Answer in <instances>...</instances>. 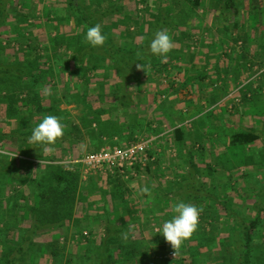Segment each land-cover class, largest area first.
<instances>
[{"label": "rangeland", "instance_id": "rangeland-1", "mask_svg": "<svg viewBox=\"0 0 264 264\" xmlns=\"http://www.w3.org/2000/svg\"><path fill=\"white\" fill-rule=\"evenodd\" d=\"M45 1L53 4L49 7L51 12L46 14L43 12ZM91 1L92 7L85 8L88 19L95 24L101 23V25H104V19L114 15V7L115 9L118 7L125 8L126 3L127 6L128 4L131 5L124 12L132 18L126 19L127 14H121L120 16L125 18H123V23L119 21V24L117 22L119 18L114 19L115 24H118L116 26L118 29H112L111 36L117 45L128 46L127 50H130L131 55L138 62L139 60L142 61L139 63L142 68L137 67L138 63L135 65L133 62H129L130 67H126V69L129 68L128 72L120 77L119 65L113 59V63L108 64L111 58H109L110 54L106 50L93 46L91 51H93L94 56L91 55L90 51L87 52L89 54L84 52L81 55L83 64L81 62L77 66L76 60L79 59L80 55L79 51L73 49L74 47L77 48L78 43L72 41V39L67 40V44H57L56 42V38L60 36V33L66 34L68 30V34H73L74 31H79V29H74L72 24L68 25L73 20L69 14L67 15L66 9L60 1H9L12 2L8 12L7 22H9V25L0 27V64L12 66L11 76H16L20 72L16 69L19 67L18 64L27 59L35 60L33 62L35 63L34 68L31 70L34 74H39L35 75L36 77L40 76L41 70H47L45 77L38 79V84L42 86L38 88L42 97V104L45 106L51 104L58 110L65 111L62 114L63 121L61 122L65 123L67 132L75 128L71 124L72 121L76 123L77 134L76 128L74 133H68L67 139L73 141L81 139L80 141L87 140L91 143H85V146H88L85 147V150L81 147L82 143L80 141L74 143L76 144L74 147L68 141L60 145L56 144L58 143L56 141L54 145L49 146L54 148L55 152L47 154L43 150L44 145H32L28 141L22 142L14 135V132L19 129L24 130L23 132L29 131L31 127H35L40 123L34 113L29 118L28 109H26L24 115L15 119L12 118L7 122L9 118L6 115V108L3 103L0 104V126H8V129L4 131L10 132L8 136L0 141V148L17 153L16 158L21 157L33 162L31 165L29 163L15 164L14 161H9L11 159L9 156L3 157L0 155V160L4 161L0 162V168L2 164H6L5 166L12 170V173L20 181L15 183L11 189L16 187L24 191V194L28 197H25V201L33 204L35 202L33 188L36 185L35 183H28L31 182L33 174L43 177V181H45L47 179L45 175L47 164L69 163V160L74 159L75 155L88 153L87 151L91 148L89 146L97 142L94 141L92 136L100 132L101 128H104L102 133H108L111 136L106 134L107 144L101 146L100 149L114 145H125L132 141L135 135L142 132L156 135L154 127L148 125L149 123H143L142 118L144 114H147L148 119L150 118L148 121L152 119L155 121L156 116L160 115L163 117L162 119L165 118L166 120L167 131L171 128L174 131L181 126L185 128L184 138L180 142L176 139L175 134L167 136L165 143L173 145V152L170 153L171 157L168 160L178 161V150L180 153L185 152L184 158L189 164L190 172L192 170L193 172H199L201 175V177H198L199 186L205 193L198 196L183 195V199L177 198V203L182 201L203 208L198 229L190 239L183 243L175 257L168 256V250L172 247L164 236L161 242L164 243V246L156 247L157 249H151V245L159 243L158 241L152 243L147 240L151 249L150 262H147V264H158L165 260H176L181 257L189 259L188 261H192L193 264H241V255L244 251V241L241 238L242 229L238 221L229 215L230 209L236 211V214L247 222L258 219L256 228L253 230V264H264V211H262L264 208V25L260 26L259 22H256V20L260 21L258 18L264 21V8L261 7L264 3L263 0H234L233 8L230 9L226 8L227 0H200L197 7H193L189 0H164L163 4H170V2L175 4V9L171 12L166 11V5L159 6L158 0ZM207 3L215 7L214 13L208 16ZM33 7L35 8L34 11L32 10ZM160 9L163 14L162 17H159ZM181 9L182 11L188 9L190 12H188L186 18L180 19V22L176 23L177 17L183 16L184 11L181 12ZM20 10L21 13L27 14L25 19H23L22 14H19ZM103 13L105 14L102 15ZM116 17L118 16L114 15V18ZM111 24L108 23V26H111ZM105 25L107 26V24ZM161 27L168 30L175 43V47L167 54V60L164 62H162L160 56L153 55L150 51V43L154 38V34ZM120 33H123V35ZM68 44L69 46H67ZM181 53L184 56L186 55L184 60L177 57ZM194 59H196L195 62ZM180 62L193 67L197 63L199 65H205L206 63L221 69H229L226 77L232 78V82L229 84L230 89H233L227 91H234V94L238 95L240 99L239 101L234 100V95L230 93L233 98L229 104L224 105L226 120H220L223 113L218 116L208 112L202 113L210 108L213 103L208 102L207 96L196 99L194 105L192 103L188 104L189 100L195 99L199 95L196 82L200 83L203 78L208 79V83L212 79H216L207 73L196 72V67L193 68L195 76L189 75L191 78L187 77L185 81L184 79L179 80L184 83L177 94L182 95L180 99L184 103L180 104L182 106H177L174 111H170L169 116L166 115L169 90H166V93L163 91L160 85L161 83L164 85L165 82L161 79L169 80L171 75L167 71L170 70V67H177ZM42 63H45V65ZM94 65H97V67L89 69ZM32 71L22 76L24 79L22 81L23 85H30L32 82L30 76ZM218 75H222V73ZM108 81L121 82L128 87L127 90L124 89L125 93L122 100L132 101L130 103L133 105L132 114L129 116L125 117L126 114L124 116L122 109L124 107L121 106V98L118 96L113 100L115 106L110 104L111 107L108 113L103 111L100 115H96V102H99V105L102 102L96 98L97 93L92 95L90 86L94 83ZM239 85L241 88H237ZM44 86L51 87V95H47L43 91ZM93 91L96 92V90ZM204 91L208 93L211 88ZM89 92L92 96H88ZM163 93L166 94V98L162 97ZM170 93L174 94V92ZM26 96V92H22L18 98L22 100ZM148 98L152 100L147 101ZM103 100H106V96ZM109 100H111V96ZM18 102L20 103V101ZM143 102L152 103L148 106L149 112L146 111L147 107ZM184 108H187L186 112L183 111ZM48 115L50 114L48 113ZM51 115L54 114L51 113ZM104 115H107V121H105ZM239 117L241 118L239 119ZM116 118L117 120H114ZM215 120L221 125V130H218V127L216 128ZM124 121L127 122L126 129L129 136L114 141L117 132L122 135V130L119 131L118 129L123 127ZM138 124L140 125L138 126ZM135 128H137V131L133 134L134 138H132V130ZM237 130H253L259 134V139L245 146H232L230 145L231 136ZM84 134L88 135L89 138L85 139ZM159 141L158 144L160 145L161 142ZM63 150L68 151V154L64 155L65 159L56 162L51 160V157L56 156L60 159ZM246 156H249L248 160H251V162L246 163L244 161ZM180 157L182 158L181 155ZM197 161H203L206 166L197 168ZM35 170L39 173L34 172ZM161 173L162 169L159 170V174L154 180H165L163 175L166 177V173H163V175ZM143 178H138V180ZM120 179L122 182L113 174L106 175L96 171H85L82 168V183L79 188L81 198L75 206V212L77 210L79 213H74V219L65 222L62 227L36 224L33 221L32 214L27 211L26 207H19L20 209L16 211L15 216H6L5 220L12 222V225L18 224L24 230L33 231L30 235L31 239L27 242L30 245L26 247V250H29L30 246L31 248L36 247L38 250L40 246H43L47 250L46 252H39L34 263H30L28 255L22 254L20 257H16L15 260L20 261V264H22L21 260L23 258H28L25 264H67V260L70 263L69 259L74 257V260L79 259L83 263L84 255L79 251V246L87 239L104 238L105 233L114 231V220L112 218L114 213L118 214L119 208L124 212V216L129 215L130 217L134 214L133 218L137 219H129L126 222L125 218L123 219L125 225L119 226L121 231L114 232L110 243L111 248H114V242L121 243L124 240L120 234L127 232V225L134 221H143L140 226L145 229L148 228L146 224L151 221L158 222L159 219L167 220L168 218L170 220L173 218L174 212L172 215L165 217L164 215L168 212L166 213L163 210V205L157 206V199L148 201L149 198L146 199L139 191L141 187L135 188L136 185L134 187L130 185L132 182L137 181L136 179L130 181ZM23 180L27 181L23 182ZM123 190L125 191L123 192ZM11 192L10 190L9 193ZM150 206L154 210L153 208L149 210L148 207ZM82 210H85L84 213ZM148 214L151 216L148 217ZM88 215L94 218L95 223L92 225L93 221L89 219V223H91L89 227L80 226L77 228L76 224H79L76 223V219ZM130 220L133 222L129 223ZM98 221H101V223ZM106 221L109 222L111 228L105 229V231L103 228H106ZM97 222L102 225L101 229L98 227ZM3 225L4 221L0 222V228ZM160 227V225L154 227L158 228V230L154 229V232L163 235L159 232ZM150 236L151 234L148 235V237ZM131 239L138 240L139 238L132 237ZM17 243L14 242L12 245ZM2 248L0 246V259H3L4 256L1 252ZM196 250L201 253V255L197 253L200 255L198 258L196 257ZM135 263L137 262L132 259L128 262V264Z\"/></svg>", "mask_w": 264, "mask_h": 264}, {"label": "trees", "instance_id": "trees-1", "mask_svg": "<svg viewBox=\"0 0 264 264\" xmlns=\"http://www.w3.org/2000/svg\"><path fill=\"white\" fill-rule=\"evenodd\" d=\"M10 0H0V27L9 25L8 20V12L10 11V8L12 6V2H9ZM164 0H158V4L160 5H166V11L171 12L175 8V4H163ZM191 1V4L193 7H197L200 4V0H189ZM91 0H61L62 6L66 9L67 15L72 18L73 22L70 21L69 25L72 24L74 29H79V31H74L73 35L68 33H60V36H58L56 39L57 44H65L69 41V39H72V41L78 43L77 48L74 47L73 50L79 51V59L81 60V55L84 53L83 47L86 44V33L87 29L91 26H94L95 23L93 21H90L88 19L87 9L91 8ZM174 3V2H173ZM234 0H227L226 2V8H233ZM43 12L50 13L51 10L48 5L43 6ZM164 7V6H163ZM37 9V8H36ZM126 8L124 7H118L115 9L114 7V15L118 16V24L121 22L123 23V18L126 17L132 18L130 15H128L126 12H124ZM32 10L34 11L35 8L33 7ZM192 10V9H191ZM184 11V12H183ZM181 9V12H183V16H179L176 19V23L180 22V19L186 18L188 15V9L183 10ZM43 13V14H44ZM118 13V14H117ZM159 17H162V11L159 10ZM19 14H22L23 19L27 17L26 13H21V10L19 11ZM103 13L102 15H104ZM121 14H127L125 17H121ZM181 17V18H180ZM59 21V20H58ZM120 21V22H119ZM147 21V19H146ZM115 22L111 26L102 25V32L106 36V42L105 47L106 50L110 52L111 58L119 65L120 74L119 76L122 77L123 74H126L128 72V69L126 67L129 66V62H133L135 65L137 63H141L142 61L136 60L134 56H132L131 52H129L128 46L125 45H117L114 43V40L112 38V29L117 28L118 24H115ZM181 24V23H180ZM17 25V24H15ZM121 25V24H120ZM159 28L158 30H161ZM2 30V28H1ZM8 30V29H7ZM157 30V31H158ZM156 31V32H157ZM76 34V36H74ZM155 35V34H154ZM77 39H80L77 40ZM84 39V40H83ZM68 40V41H67ZM67 44V43H66ZM69 46V44L67 45ZM130 49V48H129ZM182 54V53H181ZM179 54L177 55V57ZM186 56V55H185ZM184 54L181 55L182 59H185ZM25 57V55H24ZM85 57V56H84ZM192 58V57H191ZM189 58V59H191ZM26 59V58H25ZM36 59V58H35ZM76 60V65L78 66L81 62L83 64V58L81 61ZM26 61V62H25ZM35 60H24V62H20L16 69L20 71L16 76L10 75L12 66L6 64H0V104L3 103L4 107L6 108L7 117L9 118L7 122H9L12 118H18V116L24 115V112L26 109H28V117H32L33 113L36 117V119H39V122L42 121V118L45 115H48V113L51 115L53 113L55 116L60 117L61 121H63L62 114H64V110H58V108L52 106L49 104L48 106H45L42 104V97L40 95L39 89L41 84H38L39 78H44L45 73H47V70H41L40 76L36 77L33 71L31 70L34 68L35 63H33ZM96 62V61H94ZM132 63V66H133ZM43 64V63H42ZM45 65V63L43 64ZM134 65V66H135ZM180 65V64H179ZM38 69L40 70L39 64L37 65ZM97 65H94L92 67H89V69L95 68ZM22 70V71H21ZM25 70V72H24ZM30 76L32 77V82L29 84H22L23 75H27V73H31ZM24 72V73H23ZM44 73V74H43ZM84 74V73H83ZM78 75V74H77ZM83 76V75H82ZM85 77V76H83ZM38 86V87H37ZM85 90V89H84ZM26 92L27 96L25 99H19L18 96L22 93ZM20 101V103L18 102ZM124 101V100H123ZM128 101V100H127ZM131 101V100H130ZM132 102V101H131ZM122 105V104H121ZM130 103H123V107H129ZM3 108V107H2ZM98 110V111H97ZM96 110V115H100L103 111L100 109ZM37 112V114H35ZM97 121V119H95ZM154 122L151 120L149 122V125H152ZM1 124V123H0ZM65 124V123H64ZM75 128L69 130L68 132L65 129L64 135L61 139H58L56 144L64 143L65 141H68L71 146H75L78 141H73L70 139H67L66 136H68V133H71L75 131L77 128L76 123L72 121L71 123ZM27 125V124H26ZM140 124H138L139 126ZM37 126V125H35ZM27 127V126H26ZM66 127V126H65ZM129 127V126H127ZM34 127H31L29 131L24 130H18L17 132H14L18 139L22 142H27L28 138L30 137L32 130ZM5 129H8V126H0V141L4 139L5 136H8V131H4ZM104 128L100 129V132L103 131ZM199 129V128H198ZM132 138L133 134L137 131V128L132 130ZM154 131H159L158 129L154 128ZM78 132V128L76 130V134ZM185 128L183 126L178 127L174 130V134L176 135V139L180 142L184 138ZM259 139V134L254 132L253 130H237L235 131L231 136L230 145L232 146H245L246 144L255 142ZM20 147V146H19ZM64 147V146H63ZM21 148V147H20ZM65 149V148H64ZM67 150V149H65ZM63 150L62 157L59 159L56 157H51V160L56 162L61 159H65L64 155L66 156L68 154V151L66 152ZM66 152V153H65ZM84 153H81L79 155H75V158H79L83 156ZM2 156V155H1ZM235 156V155H234ZM6 157V156H3ZM249 156H246L244 158V161L246 163L251 162V160H248ZM8 158V157H7ZM9 161H14L15 164H24L29 163L30 165L33 163L31 161L25 160L21 157L18 158H12L9 159ZM0 162H4L3 160H0ZM6 164H2L0 168V222L4 221V225L0 228V246L3 247L1 252L4 255L3 259H0V264H20V261L15 260L16 257H20L22 255H28L30 263H34L36 260V257L38 253H42L43 251L46 252L45 248L43 246L39 247V250L35 248L29 247V250H26V247L30 245L27 243L29 241L30 235L33 231H30L28 229H25L23 227H19L18 224L12 225L9 220H5L6 216L12 217L16 215V211L20 209L19 207H26L27 211L32 214L33 221L36 224L45 226V225H52V226H61L66 222H69V220H73L75 217V206L78 202L79 198H81L79 193L80 184L82 183V164L80 162L77 163H53V164H47L46 167V177L47 179L45 181L43 177H39L38 175L35 176L33 174L31 178V182L29 181L28 184L35 183L36 186L33 188V197L35 199V202L33 204H30L29 201H25L26 198H28L24 193V191L20 190L19 188L11 189L12 186H14L15 183H18V177L12 173V170H9L6 166ZM42 169V168H41ZM37 170L39 171L38 167ZM35 170L34 172H38ZM20 173V172H19ZM39 173V172H38ZM118 178L120 182L122 180ZM27 180H23V182H26ZM111 183V182H110ZM114 183V182H113ZM188 190L184 192L186 195H193L198 196L201 194H204L205 192L200 188L199 181H196V183L192 184ZM12 191L9 193V191ZM125 190H123L124 192ZM122 194V192H121ZM26 197V198H25ZM264 211V208L263 210ZM75 213V214H74ZM229 215L234 217L238 223L241 226L242 233L241 238L244 241V251L241 255L242 262L241 264H253V251H254V236H253V230L256 228V225L258 223V219L254 221H245L244 219L240 218L236 211L229 210ZM24 219V218H23ZM89 219L93 221L92 225L95 223L94 218L92 216H84L78 217L76 219V223L79 225L78 227H89L91 223H89ZM114 220V216L112 218ZM75 222V221H74ZM52 223V224H51ZM105 224H109L108 221L105 222ZM38 225V226H39ZM98 225V224H97ZM51 226V227H52ZM74 226V225H73ZM15 229V230H14ZM23 229V230H20ZM121 229V228H120ZM127 229H129V225H127ZM13 230L15 231L13 234ZM18 230V231H17ZM119 231L117 229L115 231H112L110 233H105V237L99 238L96 240H85L84 243L79 246V251L84 255V262H80L79 259L74 260V257H71L69 259L70 263L67 260V264H128V262L132 259L135 260L137 263L135 264H147L149 261V258L151 257V249L150 245L148 244V241L145 238L138 239V240H132V235L129 236L127 240H123L121 243L114 242V248H111V239L114 236V232ZM115 241V240H114ZM11 242H18L16 245H12ZM10 245H8V244ZM197 251V250H196ZM196 257H200L201 253L200 251L196 252ZM194 253V254H195ZM199 253V254H197ZM28 258H23L21 260L22 264L26 263V260ZM189 259L181 257L180 259L176 260H165L164 262L158 263V264H191V262L188 261ZM79 261V262H78ZM154 264V263H149ZM193 264V263H192Z\"/></svg>", "mask_w": 264, "mask_h": 264}, {"label": "crops", "instance_id": "crops-1", "mask_svg": "<svg viewBox=\"0 0 264 264\" xmlns=\"http://www.w3.org/2000/svg\"><path fill=\"white\" fill-rule=\"evenodd\" d=\"M58 1L61 2V0H58ZM263 2H264V0H263ZM44 5H48L50 7V5H53V4H51L50 2H46L45 1ZM130 6L131 5H129V4L127 6V3H126V6H125L126 10H128L130 8ZM261 7L264 8V3L262 4ZM207 8L209 10L207 12V16L210 15V14L212 15L214 13V11H215V7L210 5L209 3H207ZM114 19L117 20L118 17L114 18V15L107 17L106 19H104V25L105 24L108 25V23H112L113 24L114 23ZM258 19H260V21L256 20V22H259L260 26L264 25V21L261 18H258ZM209 21H210V19H209ZM64 31L66 32V30H64ZM68 32L69 31L67 30L66 33H68ZM120 34L123 35V33H120ZM71 35H73V34H71ZM74 36H76V34ZM71 39L74 40V38H71ZM77 40L80 41V39H77ZM85 43L86 44L83 47L84 52H86L85 54H89L87 52L90 51L91 55H93V51H91L92 50V46L90 44H88L87 42H85ZM98 48L106 50L105 45H103L102 47H98ZM107 52L110 54L109 51H107ZM82 54H84V53H82ZM181 55L182 54H180L178 56V58L183 60ZM110 57H111V54H110L109 58ZM190 57H193V55L190 56ZM195 60L196 59H194V62H195ZM112 63H113V60H112V58H110L108 64L111 65ZM195 67L197 68L196 72H198V73H200V72L207 73V74H209V76H212V77H214L216 79H212V81L209 82V83L207 82L208 79H205V78H203V80L200 83L196 82V86L199 89V91H198L199 95H198V97H195V99L189 100L188 104L192 103V105H194L195 102H196V99L198 100L199 97H202V96L206 97L207 96L208 97V102H211V103L213 102V103L211 104L210 108L206 109L203 112L201 111V112L202 113H204V112L213 113L214 115H217V116L220 115V113H223V117L220 118V120H226L225 115H224V112H226V110H225L226 108H225L224 105L225 104H229L231 99L233 98L232 96H230V93H232L234 95V98H235L234 100L239 101L240 98H239L238 95L236 96L234 94V91H231V92L227 91V90H232L233 89V88L230 89V84H229V83L232 82V78L226 77L227 71H229V69H225V68L221 69V68H218L217 66L214 67L213 65H207L206 63H205V65H199L197 63L193 67V66L185 65V64H183V62H180V65H177V67H175V68H173V67L171 68L170 67V70L167 71V72H168V74L171 75L170 79H172V80H170V79L169 80H162L161 79V81H164L165 84L163 85V83H161V85H160L162 87L163 91H165V93H166V90H169V94H168L169 103L167 105V111H166L167 113H166V115L169 116L170 115L169 114L170 111L171 112L174 111L177 106H179L180 104L184 103L180 99L182 97V95L181 94H177V92L179 91V88L184 83V82H180L179 80H183L184 79V81H185L187 77L191 78V76H189V75H194L195 76V74H194L195 71L193 70V68H195ZM219 73H222V75H218ZM220 78H221V80H219ZM196 79H198V78L196 77ZM167 81H169V82H167ZM90 87L94 88L92 90L90 88V92L92 91L91 92L92 95L94 93H97L96 98L100 99L101 102H102V103H100V105H99V102H96L97 105H95V107L97 109L105 111L106 113H108V111L110 110V107H111L110 104L115 106L113 100L117 96L119 98H121L120 104L123 105L124 102L131 103V101H129V100L128 101H123L122 100V96L125 93L124 89H126V90L128 89V87H126V84H124V83L116 82V81H114V82H110V81H108V82H98V83L91 84ZM239 87L241 88L240 85L237 88H239ZM200 88H201V92H200ZM207 88H211V91L208 92V93H205L204 90L207 89ZM93 90H96V92H94ZM90 92L88 93V96L91 95ZM170 92H174V94H171ZM114 93H116V94H114ZM162 95H163L162 96L163 98H166V94L163 93ZM177 95H178V97H177ZM105 96H106V100L104 101L103 99H105ZM110 96H111V100H109ZM191 97L193 98V96H191ZM151 100H152L151 98H148L147 101H151ZM222 100H224V101H222ZM92 101H94V100H92ZM143 103L147 107L146 111L149 112L148 111L149 110L148 106H150L152 103H148V104L146 102H143ZM132 106L133 105L130 104L129 107L122 108L123 111H124V116L126 114L125 117L129 116L130 114H132ZM180 106H182V105H180ZM189 110H190V108H189ZM183 111L186 112L187 108H184ZM125 117H124V119H125ZM107 118H108L107 115L106 116L104 115L105 121H107ZM162 118H163L162 116L157 115L156 118H155L156 119L155 121L152 119L154 123L151 125L153 127H154V125H156L155 128L159 130V131L156 132V134L157 133H159V134L160 133H164L163 134L164 136H162L159 139L160 140L159 142H161L160 143L161 152L159 153L157 159L155 161H153L150 164V166L148 167V169H147L148 172L146 173V176L142 180L136 179L137 181L132 182L130 185H132L133 187H134V185H136L135 188H140L141 187V189L144 188V187H147L149 189L151 195L143 194V196L146 197V199L149 198L148 201H151V200L155 201L157 199L158 200L157 201L158 202L157 206L163 205L162 206L163 210L166 213L168 212L167 214L164 215L165 217H167V216L173 214V210L172 209H173V205L177 203L176 202L177 198H182L183 199V195H186V194H184V192L187 191L188 190L187 188H189L192 184L196 183V181L199 180L198 177H201V175H200L199 172L198 173L197 172H193L192 170L190 172L189 164H187L188 162H186L185 158H184L185 157L184 156L185 152H181L180 153L179 150H178V161L177 160H175V161L171 160L172 161L171 162L170 160H168V158L170 159V157H171L170 153L173 152V150H172L173 145L172 144H166L165 141H166L167 136H169V135L172 136L174 134V131L171 128V129H169L166 132H162V131H165L166 127H167L165 118L164 119H162ZM240 118L241 117H239V119ZM102 120H103V117H102ZM114 120H117V118L114 119ZM148 120H150V118L148 119L147 114H144V117L142 118L143 123H146V124L149 123L150 121H148ZM124 122L125 123H123V127L118 129L119 131L122 130V132H121L122 135H120V132L116 131L117 133H116V135L114 137V141H116V140L118 141L119 138L121 139V137L125 139L126 137L129 136V132L126 129V123L127 122L126 121H124ZM214 122L216 124V128L218 127V130H221L222 128H221V125L219 124V122H217V120H215ZM106 134H108V133H102V132L95 133V135H93L92 138H94V141H97V142L96 143L94 142V144L92 143V146H89L91 148L87 152L98 151V150H100L101 146H104L105 144H107V142H106L107 141L106 140L107 139ZM141 134H144V133L142 132ZM108 135L111 136L110 134H108ZM84 138L87 139V138H89V136L84 134ZM80 143H82L81 147L83 149H85V147H88V146H85V143L91 144L87 140L80 141ZM227 151H228V149H227ZM176 153H177V151L174 154L176 155ZM180 155L182 156V158L180 157ZM196 164H197V168H204L206 166L203 161H197ZM160 169H162V173H161L162 175H163V173H166V177H164V175H163V178L165 180H161V181H159L157 179L154 180L156 178V176L159 174V170ZM190 181H192V182L190 183ZM141 189H139V191ZM106 200H109V199H106ZM154 206H156V205H154ZM151 208H153V207L152 206L148 207L149 210ZM153 210H154V208H153ZM84 211H83V213H84ZM76 213H79V211L77 212V210H76ZM174 215H175V213H174ZM149 216H151V215L148 214V217ZM133 217H134V214H133V216L130 215V217H129V215H125L124 216V212L119 208L118 214L114 213V229H115V231L117 229H119V226H121L122 224L125 225V222L128 221L129 219H132V220L133 219H137V218H133ZM123 219L125 220V222L123 221ZM132 220H130L129 223L133 222ZM167 220H169V219L167 218ZM167 220L159 219L158 222L151 221V222L146 224V226L148 228H145V229L140 226L143 221H141V220L140 221L137 220L138 222L134 221L133 223H131V225H135L134 235L132 237L139 238V239L145 238L146 240H148V241H150L152 243H157V241H158L159 243L151 245V249H157L156 247H163L164 243H161L162 240H163V235L154 232V229L158 230V228H154V227L160 225L161 226L160 229H161L163 223L165 221H167ZM98 222L101 223V221H98ZM98 227L101 229L102 225L98 223ZM105 227L106 228H103L104 230L111 228L110 224H105ZM104 230H102V231H104ZM99 231H101V230H99ZM119 231H121V230L119 229ZM150 234H151V236L148 237V235H150ZM166 245H167V243H166ZM167 247L169 248L168 245H167ZM148 262H150V261H148Z\"/></svg>", "mask_w": 264, "mask_h": 264}, {"label": "clouds", "instance_id": "clouds-1", "mask_svg": "<svg viewBox=\"0 0 264 264\" xmlns=\"http://www.w3.org/2000/svg\"><path fill=\"white\" fill-rule=\"evenodd\" d=\"M86 42L93 47H102L106 42V36L102 32L101 23H96L87 29ZM175 43L168 30H158L150 43V51L153 55L160 56L162 62L167 60V54L173 50ZM138 68H142L139 64ZM43 91L47 95L52 94L50 86H44ZM65 132V125L61 119L55 115H45L42 121L33 128L30 137L28 138L29 144L44 145V152L53 154L55 149L49 147L54 145L58 139H61ZM0 155L9 156L11 159L17 153L9 152L7 149L0 148ZM41 165V161H40ZM141 194L151 195L147 187L142 188ZM173 212L175 215L172 219L163 223L162 228L159 230L163 234L165 240L170 243L174 249V255L179 253L183 243L190 239L197 231L199 226V218L203 211L202 207H197L192 203L178 202L173 205ZM135 225H129L127 232H122L121 238L127 240L130 235H134Z\"/></svg>", "mask_w": 264, "mask_h": 264}, {"label": "built area", "instance_id": "built-area-1", "mask_svg": "<svg viewBox=\"0 0 264 264\" xmlns=\"http://www.w3.org/2000/svg\"><path fill=\"white\" fill-rule=\"evenodd\" d=\"M166 131L167 128L162 132ZM163 134H139L125 145H114L84 153L83 156L71 159L69 162H80L85 171L113 174L126 181L143 178L150 164L161 152L158 140L164 136ZM168 256H176L173 248L168 250Z\"/></svg>", "mask_w": 264, "mask_h": 264}]
</instances>
